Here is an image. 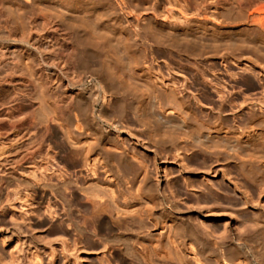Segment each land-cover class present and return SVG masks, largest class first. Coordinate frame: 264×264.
Here are the masks:
<instances>
[{"label":"bare ground","instance_id":"bare-ground-1","mask_svg":"<svg viewBox=\"0 0 264 264\" xmlns=\"http://www.w3.org/2000/svg\"><path fill=\"white\" fill-rule=\"evenodd\" d=\"M85 1L69 0L62 10L78 19L61 21L80 43L75 56L97 63L78 61L73 79L60 61L23 64L38 91L43 75L52 87L71 82L58 98L38 92L42 130L26 128L24 144V114L7 96L24 82L1 84L0 236L17 244L9 261L264 264L263 205L244 209L254 200L245 186L264 193V0H110L114 14L126 5L145 14L146 50L153 58L161 47L169 77ZM223 202L244 209L234 218L244 230L201 226L224 217Z\"/></svg>","mask_w":264,"mask_h":264},{"label":"rangeland","instance_id":"rangeland-1","mask_svg":"<svg viewBox=\"0 0 264 264\" xmlns=\"http://www.w3.org/2000/svg\"><path fill=\"white\" fill-rule=\"evenodd\" d=\"M68 2H69V0H66V1H64V0H10V1L9 0H0V89H2V87H3L2 85H3L4 81H6V80H11V79L14 80L15 79V81H23L24 82L23 86H18L14 89L15 91L13 90L11 92V93H13V95L15 92H16V95L18 93L17 97L11 96L12 95L11 93H10L11 95H9V93L7 95L9 97V98L7 97L8 101L12 104L15 103L14 106L17 107L20 115L24 114L23 119L25 122L24 123L25 129L23 128V130L21 131L22 134L21 133L19 134L21 137L20 145L26 143L28 140V137L32 136V134H33V136L36 137L39 134V132L42 130L41 127L43 125L41 126V123L37 117V113L34 110L38 107V102L40 104V98L38 96V92H41L45 97L58 98L61 95V89L64 86H66V85L69 86L71 84L69 79L67 77H65L64 75H62V77L63 76L64 77L63 78L61 77L62 80L59 83L61 85L57 84V87H56V85H55V87H54V85L52 87L51 84L47 80L48 78H46L43 75L42 76L43 79L41 81L42 86L39 88L40 90L38 91L37 88H35V86H33V83L29 82L30 80L28 79L27 75L25 74V72L22 69L23 64H25L27 62L30 63L32 61L31 63L35 65V68H38V67H42L45 64V62L46 63H48V62L54 63L56 61H58V62L60 61V62L64 63L65 73H67V75L69 74V77L71 79H73L72 77L75 78L78 75V73H77V71H79L78 70L79 67L77 66L78 61H79V63L80 62H86V63H91V64L97 63L96 62L97 58L93 55H90L89 57H80V58L76 57V56H79L78 54L80 53L79 52V50L81 49V46L79 45L80 43H78L77 39H75L74 36L72 35L74 30L72 28H68L61 21V15H63V14H70L72 17H74V19H78V13L77 12L62 10L63 7H66L64 5L68 4ZM85 2H88V0ZM91 3H93V5H96V3H97V5L100 6L101 10L97 12V14H99L100 19L108 21V22L110 20L109 23L112 25L116 24V26L117 25L119 26V24H121L120 26L124 27L129 32L131 37L134 38L136 41H138L139 52L142 54V56L144 55L145 57H147L146 59L149 58V61H151L150 64L152 65V68L154 71H156V72L159 71L158 73L161 75H164L165 77H169L170 75H172V73H173L172 71H170L171 74H168L169 69L171 67L170 66L171 64H170V62L169 63L167 62L168 60L166 59V57L162 58V51L160 49L161 48L160 46L157 47V45L153 44V50H154V53L156 54V56H154L153 58H150L152 56L149 54V51L146 50L145 44H147V40H146L147 28L144 27L142 22H141L143 19L142 17L145 14H141L140 12H136V14H131V13L128 14L130 9L132 10V12L134 11L133 8H131V6H129V5L125 6L127 8H125L124 11H122V13H121V11H119L118 14H114L116 10L111 5L110 0H106V1H104V0H91ZM58 5H59V7H58ZM88 5H90V4H88ZM17 9L21 12H18ZM57 9H59V10H57ZM16 10H17V12H15ZM57 11H59V12H57ZM103 13H104V15H102ZM75 14H77V15H75ZM107 17H109L110 19H107ZM113 20H115L117 23L115 21H114L115 23L112 22ZM144 28H145V30H144ZM156 48H158L160 50H158ZM164 58L166 59V61ZM187 58L181 55V60L184 63H186L187 61H189V63H190L191 60L189 58L188 59ZM40 63H41V65H39ZM262 63H264V60H262L261 63H260V61L258 62L259 65H262ZM184 70L187 71L186 68ZM61 86H63V87H61ZM21 88H22V90H21ZM74 88L76 89L77 86ZM1 94H2V92L0 90V114H1L2 102H3V96ZM257 95H259V94H257ZM197 97H199V101L202 100L201 103L204 102V98L200 99L203 96H201L199 94V95H197ZM7 98H6V101H7ZM17 105H19V106H17ZM43 107H45V106H43ZM36 117H37V120H36ZM0 120H1V115H0ZM33 120H35V123H39V124L35 125ZM0 124H1V121H0ZM9 125H10V122H9ZM39 125H40V127H39ZM31 127H32V129H31ZM259 127L262 128L263 126H259ZM26 128H27V130H26ZM25 130L26 131H28V130L32 131L33 130V131L31 132V134H30V132L29 133L27 132L28 134H30V136H29L26 134ZM1 140H2V131H1V125H0V142H1ZM0 169H1V166H0ZM0 177H1V173H0ZM193 178H196V177H193ZM239 179H237V180L239 181ZM0 184H1V182H0ZM0 187H1V185H0ZM245 187H247L246 192H248V191L252 192V189H248L249 186H245ZM249 188H251V187H249ZM228 191L230 192L231 195H234V192L231 193L233 190L230 187L228 188ZM244 192H243V194H244ZM251 192L250 193L248 192L249 193L248 197L250 198L252 196L254 198V200H251V201H253V202L259 201L257 204L256 203L254 204L252 202L253 204L248 203L245 206L241 201V196H240V198H238L239 197V195H238L237 198L241 201L243 206H245L244 209L246 207L249 208V210L246 208L245 211L248 210L247 212H250V213L256 211V210H254L255 209L253 207L254 205H256V206H259V204L263 205V207L260 206L261 211H259L260 214H262V215H260V214L259 215L264 219V216H263L264 215L263 214L264 213V193L259 194V195H261L260 196L261 198H260V197H258V193L256 191H253V192L257 193V194H254ZM248 193H245V194L248 195ZM250 194H253V195H250ZM255 195H257L258 198ZM257 199H261V200H257ZM225 201H227V200L225 199ZM223 203L224 204H222V205L225 207L224 208H223V206L221 207L222 210L220 209V213L225 210L224 211L225 213L224 212L221 213L224 215V217H222L220 220L219 219L204 218L203 219L204 221L202 220L204 223L202 221L200 222V223H203V224H201V226L204 225L206 222L210 226V227L206 226L208 229L210 228V230H212V229L216 228L218 232H221L223 230L222 226L224 224H226L225 222H227L228 224L232 225V227H238L239 226L238 228L242 230V228L240 227V224H242V223H239L238 226H235L236 223L238 224V222L234 218H237V216H239L242 212H245V211H243L244 209L241 210V212H240V210H238L237 208H235V207L232 208L233 206L231 204H228L229 202H227V204H226V205H228L229 208H226L225 202H223ZM229 205H231V207ZM213 212H215V211H213ZM228 214L230 215V217ZM227 217H229L230 219ZM207 224H205V225H207ZM214 225L217 227H214ZM242 225H245V227L243 226V230H244L247 225L244 223ZM212 226H213V228H212ZM206 227H204V228H206ZM214 231H216V230H214ZM217 231L215 232V234L217 233ZM217 235H218V233H217ZM16 245L17 244H16L15 240L13 238H10L8 245L2 246V241H1V236H0V256L3 257V258L0 257V260L5 259V261L7 260L6 264H13L14 260H13V262H11V260L9 261L10 253H9V255L7 253L9 250L11 252H14L12 250L13 249L15 250ZM261 245L259 247L260 250H261V247H264V245H262V246ZM263 249L264 248H262V250ZM13 258H14V256H13ZM5 261H2V262L0 261V264L1 263L5 264V263H3ZM93 261H95V260H93Z\"/></svg>","mask_w":264,"mask_h":264}]
</instances>
